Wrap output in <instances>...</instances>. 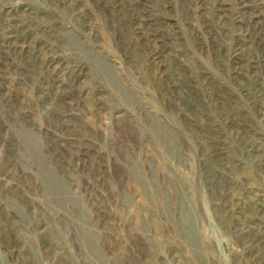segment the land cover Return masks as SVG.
Masks as SVG:
<instances>
[{"label": "rangeland", "instance_id": "rangeland-1", "mask_svg": "<svg viewBox=\"0 0 264 264\" xmlns=\"http://www.w3.org/2000/svg\"><path fill=\"white\" fill-rule=\"evenodd\" d=\"M0 264H264V0H0Z\"/></svg>", "mask_w": 264, "mask_h": 264}]
</instances>
